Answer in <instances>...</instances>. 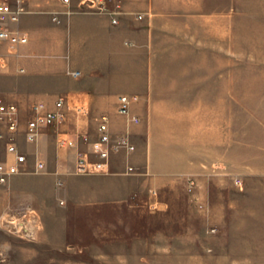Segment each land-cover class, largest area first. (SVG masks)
Segmentation results:
<instances>
[{"label": "crops", "instance_id": "0c3cea01", "mask_svg": "<svg viewBox=\"0 0 264 264\" xmlns=\"http://www.w3.org/2000/svg\"><path fill=\"white\" fill-rule=\"evenodd\" d=\"M83 1L25 0L26 12L10 28L19 29L28 42L14 47L0 40L6 46L0 54L6 62L0 92L19 106V135L25 138L36 103L64 115L43 127L34 145L19 146L28 152L19 174L30 168L31 150L48 146L54 155L45 159L47 166L70 182L78 152L97 158L92 144L80 136L95 141L103 115L112 141L129 134L136 149L130 155L113 152L105 173L82 177L93 202L122 201L139 187H168L178 175L228 170L236 92L234 75L220 72L217 64L219 0H113L106 12L83 7ZM206 2L211 5L204 10ZM122 95L139 96L127 116L118 112ZM60 98L64 104L59 107ZM132 115L140 121L131 122ZM61 138L76 145L61 149ZM1 155V161H15L6 149ZM127 161L135 169L130 174ZM6 242L0 253L9 264H26L28 249L36 256L44 247L56 251L58 246L41 236L29 246L20 235Z\"/></svg>", "mask_w": 264, "mask_h": 264}, {"label": "rangeland", "instance_id": "374dc122", "mask_svg": "<svg viewBox=\"0 0 264 264\" xmlns=\"http://www.w3.org/2000/svg\"><path fill=\"white\" fill-rule=\"evenodd\" d=\"M218 5L217 64L234 75L236 92L228 170L178 175L168 187L155 183L130 188L122 201L93 202L81 180L87 174L76 169L70 182L57 177L45 161L54 151L37 147L28 171L0 184V246L14 235L28 246L40 236L57 241L56 251L44 247L32 256L28 249L26 264H264V0ZM5 49L0 41V54ZM63 140L61 149L72 148ZM24 144L34 142L19 135ZM134 170L127 161L125 172ZM3 255L0 264H9Z\"/></svg>", "mask_w": 264, "mask_h": 264}, {"label": "built area", "instance_id": "2783aa9c", "mask_svg": "<svg viewBox=\"0 0 264 264\" xmlns=\"http://www.w3.org/2000/svg\"><path fill=\"white\" fill-rule=\"evenodd\" d=\"M64 3H70V0H63ZM83 5L89 8H97L98 11H107L106 0H85ZM26 12L24 0H0V39L9 42L14 47H19L28 42V37L19 29L10 28V25L17 24L22 15ZM117 19H113L117 23ZM3 60L0 58V70L3 66ZM75 72L74 75H78ZM137 95H122L119 98L118 112L122 115H129L133 102L138 101ZM58 106L64 104L60 98ZM33 116L28 120L25 130V138L29 142H36L40 136L43 127L51 126L62 120L64 115L61 112L53 111L47 108L44 103H36L32 107ZM131 122L138 123L140 119L132 115ZM21 131L20 109L19 106L4 98L0 92V153L5 147L6 152L13 155L15 161L12 163L0 161V184H6L14 175H17L25 169L27 155L23 153L18 145L17 138ZM98 138L91 142L89 135H81L80 138L85 143H91L93 153L96 159H91L83 151L78 152L76 169L80 174H93L105 172L111 158V154L116 151L126 150L131 153L135 150L129 135L120 136L115 142L112 141L109 119L103 115L98 126ZM64 144L74 147L76 141L65 139ZM44 168L43 162L36 164L37 170ZM131 169H133L131 167Z\"/></svg>", "mask_w": 264, "mask_h": 264}]
</instances>
